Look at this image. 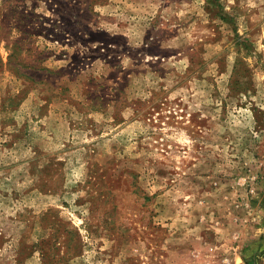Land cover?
I'll return each instance as SVG.
<instances>
[{
  "label": "rangeland",
  "instance_id": "rangeland-1",
  "mask_svg": "<svg viewBox=\"0 0 264 264\" xmlns=\"http://www.w3.org/2000/svg\"><path fill=\"white\" fill-rule=\"evenodd\" d=\"M0 264H264V0H0Z\"/></svg>",
  "mask_w": 264,
  "mask_h": 264
}]
</instances>
